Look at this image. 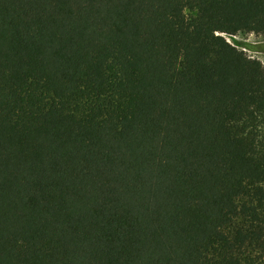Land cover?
<instances>
[{"label": "trees", "instance_id": "1", "mask_svg": "<svg viewBox=\"0 0 264 264\" xmlns=\"http://www.w3.org/2000/svg\"><path fill=\"white\" fill-rule=\"evenodd\" d=\"M240 34L264 0H0V264H264Z\"/></svg>", "mask_w": 264, "mask_h": 264}, {"label": "rangeland", "instance_id": "2", "mask_svg": "<svg viewBox=\"0 0 264 264\" xmlns=\"http://www.w3.org/2000/svg\"><path fill=\"white\" fill-rule=\"evenodd\" d=\"M231 45L258 60L264 66V35L240 34L236 37H224ZM252 47V48H251Z\"/></svg>", "mask_w": 264, "mask_h": 264}, {"label": "built area", "instance_id": "3", "mask_svg": "<svg viewBox=\"0 0 264 264\" xmlns=\"http://www.w3.org/2000/svg\"><path fill=\"white\" fill-rule=\"evenodd\" d=\"M223 37H226L227 38V36H223ZM226 40V39H225ZM227 42H229L228 40H226Z\"/></svg>", "mask_w": 264, "mask_h": 264}, {"label": "water", "instance_id": "4", "mask_svg": "<svg viewBox=\"0 0 264 264\" xmlns=\"http://www.w3.org/2000/svg\"><path fill=\"white\" fill-rule=\"evenodd\" d=\"M229 43V42H228Z\"/></svg>", "mask_w": 264, "mask_h": 264}]
</instances>
